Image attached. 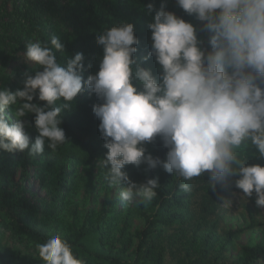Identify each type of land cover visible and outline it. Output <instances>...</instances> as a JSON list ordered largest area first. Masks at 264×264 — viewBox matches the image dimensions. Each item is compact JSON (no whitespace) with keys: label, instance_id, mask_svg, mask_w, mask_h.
<instances>
[{"label":"clouds","instance_id":"1","mask_svg":"<svg viewBox=\"0 0 264 264\" xmlns=\"http://www.w3.org/2000/svg\"><path fill=\"white\" fill-rule=\"evenodd\" d=\"M200 23L199 30L164 5L147 24L151 47L137 58L139 39L132 23L111 27L96 37L103 49L99 70L83 78L84 55L77 52L66 66L56 52L64 43L56 36L51 47L29 42L24 58L34 74H26L22 89L0 88V150L41 155L67 142L61 112L85 88L100 101L92 106L107 149L99 161L107 169L109 187L119 192L123 206H147L157 195L158 178L135 183L126 165L161 167L191 181L207 173L215 190L235 178V188L264 208V166L246 165L237 156L249 144L264 159V0H175ZM198 31L208 34L207 47ZM154 58L159 75L145 65ZM44 102L43 104L35 103ZM62 101V103H57ZM15 106L14 121L6 110ZM33 114L30 122L25 119ZM34 126L32 142L25 131ZM157 139L167 149L166 159L147 153ZM179 189L190 191L188 183ZM44 264H83L71 246L58 236L38 245Z\"/></svg>","mask_w":264,"mask_h":264},{"label":"trees","instance_id":"2","mask_svg":"<svg viewBox=\"0 0 264 264\" xmlns=\"http://www.w3.org/2000/svg\"><path fill=\"white\" fill-rule=\"evenodd\" d=\"M149 3L157 10L163 4L166 11L174 12L199 30L200 23L194 17L186 15L181 8L168 0H0V88L5 87L11 91L22 89L25 75L34 74L36 70L23 55L27 43L39 41L51 47L50 40L53 36L64 43L63 53L56 52L53 48L58 63L66 66L67 59L80 52L84 55L83 78L95 74L103 56V49L97 45L96 37L105 30L122 23H132L135 35L140 40L139 44H145L148 35H151L147 24L154 15V11L151 14L146 13V5ZM198 34L204 37L207 47L208 34L200 31ZM18 58L20 61L12 63ZM82 97V93H79L70 102V106L62 110L61 127L65 131L67 141L79 140L88 145L85 139L86 121L77 112ZM33 102L44 103L36 100ZM11 110L10 108L6 112L9 113ZM32 120L33 114H29L28 121ZM96 120L91 118L90 122ZM27 133L32 141L38 135L31 124ZM45 150H48L46 145ZM166 152L167 149L159 140L152 156L165 160ZM2 154L3 152H0V155ZM237 156L244 160L246 165L264 166V159L258 158V153L250 144L243 151L238 150ZM10 159L0 160V231L11 233L23 240L27 238L33 242V248L31 254L22 257L0 248V264H44L39 256L38 245L46 243L54 236L67 241L73 255L82 260L83 264H164V242L171 239L181 243L179 250L182 254L178 264H223L212 254L210 234L202 241L195 237L204 219L198 220L191 236L184 228L189 221L185 219L182 210L189 206L193 192L175 190L178 177L163 169L158 175L159 166L148 170L149 178L158 175L160 185L149 208L145 209L142 205L144 224L141 229L135 231L137 243L128 253L129 247L132 246L130 236L123 237L124 244L116 248L108 242L101 226H96L95 223L88 227L82 226L72 235L45 234L33 228L31 222L38 212L24 194L21 183L15 181L14 184L11 183L14 161ZM63 174V166L60 165L53 186L49 190L50 197L43 204L45 209L43 215H52L56 210V204L61 197L60 189L64 185ZM192 180L197 183L195 191L201 193L206 211L213 210L219 185L217 184L213 190L208 184L207 173L193 177ZM170 227H174L173 234H165ZM229 234L228 232L227 236ZM259 261L264 262V240L261 244L245 245L241 248L239 264H257Z\"/></svg>","mask_w":264,"mask_h":264},{"label":"rangeland","instance_id":"3","mask_svg":"<svg viewBox=\"0 0 264 264\" xmlns=\"http://www.w3.org/2000/svg\"><path fill=\"white\" fill-rule=\"evenodd\" d=\"M168 1L178 7L175 0ZM200 34H198V38L204 41L203 46H205V39ZM150 37L151 35H148L145 44L137 45L136 56L138 59L146 55L150 49ZM18 61H20L19 58L12 63ZM143 66L150 67L154 75H159L160 66L155 63L154 58ZM98 70L99 64L95 73ZM81 93L83 97L77 112L86 121L85 139L88 145L71 139L59 146L56 151L44 149V152L37 156H29L27 150L23 153H9L0 150L3 152L0 155V160L11 158L14 161L13 165L11 163L14 168L11 183L14 184V181L21 183L24 194L38 212L31 222L33 228L45 234L72 235L82 226L88 227L91 223H95L94 225L101 226L108 242L115 245L116 248L122 247L124 244L123 237L130 236L132 246L127 251L129 253L137 243L135 231L141 229L144 224L143 212H141L143 207L142 205L123 206L119 192L126 185L109 187L105 180L107 169L101 167L99 161L105 157L107 149L103 147L104 141L98 130L100 121L92 111V106L100 101L95 94H90L87 88ZM11 109L7 115L10 120L14 121L15 106ZM91 118L97 120L90 122ZM25 119L28 120V116ZM25 131H28V126ZM158 141L159 139L145 146L147 153L153 155ZM45 145L47 146V141ZM60 165L63 166L64 171V185L60 189V200L52 215H43V211H45L43 204L50 197L49 190L53 186ZM123 171L135 183L151 179L145 164H141L139 167L129 164ZM161 172L162 168L160 167L158 175ZM158 175L154 178H157ZM234 180L235 178H231L223 185L218 184L219 189L215 197L214 209L211 211H206L201 200V193L195 191L196 181H184L178 177L175 186V190L181 191L179 184L188 183L190 186L188 192H193L189 206L182 210L185 219L189 221L187 225H184L187 234L191 236L198 220L204 219L202 227L196 232L195 237L202 241L210 234L212 254L223 264H239L243 246L261 244L264 240V209L256 206L254 195L247 198L241 193V190L235 188ZM149 205L144 208H149ZM173 228H168L165 234H173ZM228 232L229 236H227ZM174 241L177 240L171 239V241L164 242V264H178L182 254L179 250L181 243ZM0 248L6 249L12 255L22 257L31 254L33 242L27 238L23 240L11 233L0 231ZM257 264H264V262L259 261Z\"/></svg>","mask_w":264,"mask_h":264}]
</instances>
